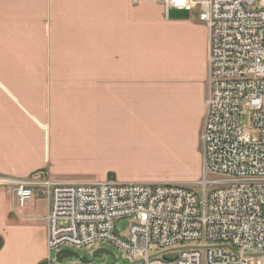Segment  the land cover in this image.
<instances>
[{
  "label": "crops",
  "instance_id": "crops-1",
  "mask_svg": "<svg viewBox=\"0 0 264 264\" xmlns=\"http://www.w3.org/2000/svg\"><path fill=\"white\" fill-rule=\"evenodd\" d=\"M178 11L164 0H0V177L46 170L77 183L112 169L120 182L159 183L128 178V143H195L199 178L175 184L195 186L209 37L196 12ZM17 204L0 187V264H51L49 202Z\"/></svg>",
  "mask_w": 264,
  "mask_h": 264
},
{
  "label": "built area",
  "instance_id": "built-area-1",
  "mask_svg": "<svg viewBox=\"0 0 264 264\" xmlns=\"http://www.w3.org/2000/svg\"><path fill=\"white\" fill-rule=\"evenodd\" d=\"M209 37L198 191L167 183L0 178L24 206L49 202V252L108 244L128 264H264V0H164ZM248 114L250 127L241 126ZM117 220H129L126 238Z\"/></svg>",
  "mask_w": 264,
  "mask_h": 264
},
{
  "label": "rangeland",
  "instance_id": "rangeland-1",
  "mask_svg": "<svg viewBox=\"0 0 264 264\" xmlns=\"http://www.w3.org/2000/svg\"><path fill=\"white\" fill-rule=\"evenodd\" d=\"M182 12L183 11L179 10L178 12H172L171 15L177 19H187V14ZM84 70L86 71V69ZM78 71H80V69H78ZM99 74H102V70ZM241 126L246 130H248L250 127L248 114L246 112L241 115ZM199 136V152L201 151L202 154L201 132ZM194 148L195 143H128V161L123 165L127 166V171L129 172L128 178L135 177L134 179H138V181L152 180V182L167 184H188L190 181H185L184 179L193 178L194 181H196L200 175V165L197 167V156L195 154ZM116 175L117 173L112 169L107 170L106 179L103 180V182H117L115 179ZM49 176L51 177L50 174ZM79 178L80 177H73L72 181H76L77 183L95 182H79L78 180H81ZM0 187L6 188L1 184ZM184 187L193 192L198 191V187L196 185H184ZM8 189L11 193L10 187H8ZM39 200L41 201L44 199ZM17 205H19V203ZM130 226L131 224L129 220H117L114 224L115 234L122 238H126ZM100 249L108 250L112 256L102 255L101 259H95L92 264H111L113 258L115 259L114 264H128V260L126 259L123 252L108 244H95L84 249H70L69 251L78 254L81 258L85 257L90 261L92 259L93 253ZM56 254L57 253L55 251L50 253V258L48 261H52L51 264H81L75 258L63 259L62 263H55L54 261ZM202 264H205V262L203 261Z\"/></svg>",
  "mask_w": 264,
  "mask_h": 264
},
{
  "label": "water",
  "instance_id": "water-1",
  "mask_svg": "<svg viewBox=\"0 0 264 264\" xmlns=\"http://www.w3.org/2000/svg\"><path fill=\"white\" fill-rule=\"evenodd\" d=\"M102 255L112 256V254L108 250L100 249V250H97L93 253L92 259L89 261L85 257L81 258L78 254H76L72 251L65 250V251H61V252L56 254V258H55L54 262L55 263H62L63 259L75 258L81 264H92L95 259H101ZM114 262H115V259L113 258L111 264H114Z\"/></svg>",
  "mask_w": 264,
  "mask_h": 264
},
{
  "label": "bare ground",
  "instance_id": "bare-ground-1",
  "mask_svg": "<svg viewBox=\"0 0 264 264\" xmlns=\"http://www.w3.org/2000/svg\"><path fill=\"white\" fill-rule=\"evenodd\" d=\"M46 244H47V241H46Z\"/></svg>",
  "mask_w": 264,
  "mask_h": 264
}]
</instances>
